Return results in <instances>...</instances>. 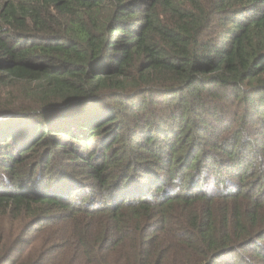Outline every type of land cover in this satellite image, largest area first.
Here are the masks:
<instances>
[{"label": "trees", "instance_id": "trees-1", "mask_svg": "<svg viewBox=\"0 0 264 264\" xmlns=\"http://www.w3.org/2000/svg\"><path fill=\"white\" fill-rule=\"evenodd\" d=\"M0 264H264V0H0Z\"/></svg>", "mask_w": 264, "mask_h": 264}]
</instances>
